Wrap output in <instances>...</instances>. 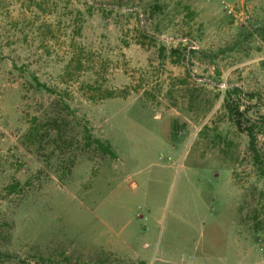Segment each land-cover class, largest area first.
<instances>
[{"label":"rangeland","instance_id":"374dc122","mask_svg":"<svg viewBox=\"0 0 264 264\" xmlns=\"http://www.w3.org/2000/svg\"><path fill=\"white\" fill-rule=\"evenodd\" d=\"M249 132L264 0H0V264H264Z\"/></svg>","mask_w":264,"mask_h":264},{"label":"trees","instance_id":"16d2710c","mask_svg":"<svg viewBox=\"0 0 264 264\" xmlns=\"http://www.w3.org/2000/svg\"><path fill=\"white\" fill-rule=\"evenodd\" d=\"M35 81L37 82V87L49 89V88H47V86L45 84L39 82V80L37 78H35ZM238 123L241 126L240 122H238ZM249 135H250L249 147H250V150L253 154L254 162H255L256 166L258 167L260 173L264 176V160L261 158V156L258 152L256 137L252 132H249ZM91 141H94L95 143H97L99 148H101V150L103 152L115 156V153L113 152L112 148L109 145L103 144L99 139H92ZM258 218H260V217L259 216L255 217L256 220H258ZM259 223H261V222L259 221Z\"/></svg>","mask_w":264,"mask_h":264}]
</instances>
